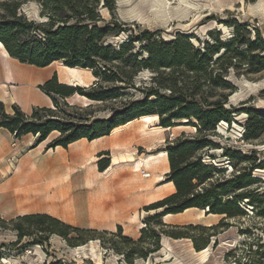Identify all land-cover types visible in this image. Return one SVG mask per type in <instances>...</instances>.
<instances>
[{
  "label": "rangeland",
  "instance_id": "374dc122",
  "mask_svg": "<svg viewBox=\"0 0 264 264\" xmlns=\"http://www.w3.org/2000/svg\"><path fill=\"white\" fill-rule=\"evenodd\" d=\"M12 1L22 3L18 12L26 19L46 22V18L39 17L40 6L35 0ZM112 5L109 10L102 1L98 3L97 13L101 20L98 24L112 26L110 23L115 21L125 31L107 37L105 45L118 50L128 42L130 35L136 37L148 31L152 36L149 42H133L128 52L114 62V66L120 67L118 77L121 78L124 71L133 70L136 74L130 80L133 86L124 89L128 82L113 84V87H120L118 92L122 96L111 105L120 108L129 101L143 99L151 89L169 95L168 86L173 85L171 79L176 78L173 94H179L180 89L187 99L202 101L204 105L220 102L226 109L237 111L230 115V123L220 122L208 136L218 147L203 154L204 162L225 169L223 175L215 177H230L237 169L252 163L262 167L264 128L255 141L246 142L243 135L250 119L255 117L246 111L264 113V70L256 65L250 68L247 59L230 57L234 56L235 49L246 50L245 45L239 43L264 41V0H113ZM237 26L241 29L236 33ZM177 35L186 36L181 43H190L201 55L207 48H215L220 43L218 53L212 54V61L208 63L197 58V72L185 71L182 66L179 70L150 69L140 64L149 57L148 50L142 48L144 45L166 57L171 50L159 44L173 41ZM233 40L236 43L226 49L224 43L230 44ZM154 43L158 46L152 47ZM180 47L183 48V44ZM191 54L192 51L186 50V55ZM249 54L264 56V51L261 52V45H257ZM130 55L136 58L129 59ZM84 70L89 71L90 77L81 87L92 86L96 80L89 69ZM219 73L229 87L206 81ZM121 79L126 81V78ZM245 82L252 85L246 87ZM71 97L57 98L58 109L52 118L69 114L88 118L87 113H90L92 119H102L112 114L106 109L108 103L88 102L87 105H92L88 112L69 110L64 103L80 108L87 106ZM195 122L194 119L174 120L173 127L167 129L158 125V119L155 123L143 124L137 118L119 126L121 138L113 145L117 157L112 159L116 162L110 161L109 153L96 154V145L91 141L84 145L76 141L66 148L47 150L46 146L58 133L50 134L36 147L28 144L33 143V136L16 139L12 135L10 149H16V154L0 161V220L6 222H0V264H264V168L251 171V176L259 182L249 188L251 194L257 193L261 203L250 206L245 199L240 203L245 215L225 218L213 231L207 228L217 225L223 217L209 216L206 211H187L174 218H164V223L163 218L147 220L159 212L147 211V208L160 201L157 199L161 196L173 194L170 185L161 186L163 177L165 183L161 154L164 145L176 137L195 136L196 128L191 125ZM223 147L255 157L252 158L255 160L229 161L222 156ZM31 148L35 149L32 153ZM103 159H108V167L100 170L98 164ZM22 162L26 163L24 167L20 166ZM148 166L155 167L158 174L151 176ZM142 172L149 174V178H144ZM151 181L154 184H150ZM34 214L49 215L90 233L82 234L79 240L82 243L76 246L57 235L49 236L46 241L36 234L19 239L9 222ZM193 239L197 247L208 239L206 250L195 249Z\"/></svg>",
  "mask_w": 264,
  "mask_h": 264
},
{
  "label": "trees",
  "instance_id": "16d2710c",
  "mask_svg": "<svg viewBox=\"0 0 264 264\" xmlns=\"http://www.w3.org/2000/svg\"><path fill=\"white\" fill-rule=\"evenodd\" d=\"M40 6L39 17L46 18V22L39 23L34 20H28L20 15L18 10L22 3L5 0L0 2V43L8 55L20 63L43 68L52 62L60 61L67 68L89 69L96 80L92 86L81 87L78 85L61 84L57 76L53 77L39 87L42 93L47 95L53 105L52 108H32L30 114L23 113L16 105L7 112L4 104L0 102V128L7 130L14 135L16 139L31 135L35 138L33 147L38 146L48 139L50 134L56 132L58 136L53 139L46 149L56 147L66 148L68 145L85 139L93 141L95 139L108 136L112 130L119 126L126 125L129 122L139 119V117L157 116L158 125L162 128L173 127L174 120H191L196 128L195 136H180L173 140H167L164 145V152L167 155L169 171L165 175V183L173 187V194L150 205L147 208L151 211H159L150 216L147 220L163 218L166 215H175L183 213L188 209H198L206 211V214L219 215L223 219L207 230L213 231L220 227L225 218H237L245 215L240 203L248 200L250 206L260 204L256 194H251L249 188L259 182L258 178L251 176L254 169H263L253 166L243 167L236 170L230 177H215L216 174H224L225 169H218L213 164L204 162L203 154L207 150L218 147L210 138V133L220 122H231V114L236 110L226 109L222 103L214 102L204 105L202 101L187 99L186 93L182 92L175 95L176 78L171 79L173 85L168 86L169 95H161L157 91L149 90L143 99L129 101L115 108L114 100L122 95L118 88L113 87L117 82H128V86H133L131 81L136 71H124L121 78L118 77L120 67L114 66V62L120 60L130 49L133 42H149L152 33L142 31L136 37H128V42L119 46L118 50L110 45H105L107 37L116 36L119 32L125 31L121 24L113 21L109 24L100 26L101 21L97 13V5L102 1L103 6L112 10L113 0H35ZM233 23V22H232ZM244 25H240L243 27ZM240 27H236L238 32ZM127 31V30H126ZM130 32V31H129ZM41 34V36H39ZM237 38V36H236ZM186 36L177 35L175 40L161 42L159 45L168 46L171 50L170 55L163 56L158 50L147 49L149 57L140 64L145 68H179L184 67L185 71L197 72L195 66L198 58L202 63L212 61V54L218 53L217 47L207 48V52L200 54L199 50L193 49L190 43H181L186 40ZM262 42V43H261ZM236 41L230 44L224 43L225 48L232 47ZM183 44V48L180 45ZM245 45L246 50L239 52L233 50V57L243 60L247 59L251 66L256 65L259 70H264V56L249 54L254 47L261 45V52L264 51V41L258 40L257 43H251L249 40L239 43ZM153 46H158L156 43ZM186 50L192 51L191 55H186ZM136 55H130L129 59H135ZM220 60V59H219ZM116 67V69H114ZM176 71H173L175 73ZM219 73L212 79L209 77L207 82H216L222 86L229 87L224 82ZM172 76V75H171ZM159 82L157 79H153ZM105 85V86H104ZM78 95L89 102L106 104V109L112 112L108 118L92 119V114L87 113L88 118L75 117L73 114L64 117H55L58 109L59 99H66ZM153 96L154 99L149 98ZM69 110H80L88 112L92 105L85 108L69 106L63 104ZM255 117L250 119L244 135V141L252 142L258 139L259 132L264 128V113L246 111ZM259 119V121L257 120ZM107 155V154H105ZM223 157L229 161L240 163L242 161H254L255 157L244 156L240 151H232L223 147ZM108 159H103L98 166L100 170L108 167ZM234 169L237 166L234 165ZM164 184V182L162 183ZM261 215V214H260ZM1 224L5 221L0 220ZM13 225V230L17 233L19 239L36 234L39 238L46 241L51 235H57L65 239L72 246L82 243L79 240L82 234L90 233L89 230H83L72 227L60 220L46 214L24 215L15 218L9 222ZM190 228L192 225H188ZM198 229L205 230V227ZM118 232L121 228L118 227ZM76 234L77 237H70ZM194 240V239H193ZM209 244L206 239L201 247H197L194 240L193 245L197 250L204 249ZM205 250V249H204ZM203 251V250H202ZM53 264H61L56 262Z\"/></svg>",
  "mask_w": 264,
  "mask_h": 264
},
{
  "label": "crops",
  "instance_id": "0c3cea01",
  "mask_svg": "<svg viewBox=\"0 0 264 264\" xmlns=\"http://www.w3.org/2000/svg\"><path fill=\"white\" fill-rule=\"evenodd\" d=\"M2 49V50H1ZM60 61L52 62L50 65L38 68L32 65L20 63L18 60L10 57L3 46H0V102L4 104L6 110H11L13 105H16L20 108V110L25 113L29 114L34 107L38 108H52V102L50 98L41 92L39 89L45 82L50 80L53 75L57 76L58 82L61 84H80L77 80L81 79L83 84L88 82L90 77V73L88 70L80 69V68H65L59 64ZM64 68V69H63ZM71 70H76V73H71ZM78 71V72H77ZM83 76V78H80ZM74 86V85H73ZM80 86V85H79ZM72 98V97H71ZM8 112V111H7ZM123 127V126H121ZM115 128L108 136H104L98 139L91 141L90 143L96 145V154L101 153H109L110 161L114 156L117 157V154H114L113 145L119 141L120 137V128ZM28 136V135H27ZM25 136V137H27ZM134 138V137H133ZM14 140L12 138V134L9 133L7 130L0 128V161L4 159V157H11L16 154V149L11 150L10 144ZM35 140V139H34ZM34 140L32 141L34 143ZM80 144L89 143L85 139L78 140ZM128 142V140H126ZM33 143H28L33 146ZM31 153L35 151L34 148H31ZM14 151V152H13ZM11 152H13L11 154ZM162 153V160H163V171L162 175L165 176L169 171L168 161L166 152ZM11 154V155H10ZM85 152H82L81 156H84ZM63 161V158L61 157ZM61 161V162H62ZM26 163L22 162L20 166L24 167ZM111 166H113L111 164ZM111 166L109 168H111ZM151 170V176L157 175L158 171H156L153 166H148ZM165 169V170H164ZM152 178V177H151ZM164 182L163 180L161 181ZM161 186H171L169 183H164ZM150 184H154V181H151ZM173 192V187H172ZM164 197L161 196V199ZM157 199V200H161ZM200 211L198 209H188L187 211ZM185 213V211L183 212ZM166 215L164 218H174L175 216L181 215ZM209 216L213 217H222L219 215H212Z\"/></svg>",
  "mask_w": 264,
  "mask_h": 264
},
{
  "label": "bare ground",
  "instance_id": "6f19581e",
  "mask_svg": "<svg viewBox=\"0 0 264 264\" xmlns=\"http://www.w3.org/2000/svg\"><path fill=\"white\" fill-rule=\"evenodd\" d=\"M264 7V6H263ZM262 11H263V9H262ZM0 46H2V44L0 43ZM2 50V49H1ZM59 64L60 65H62V63L61 62H59ZM63 66V65H62ZM63 67H65V66H63ZM65 68H67V67H65ZM64 69V68H63ZM78 72V71H77ZM71 73H73V74H75L76 73V70H74V71H72L71 70ZM77 82H78V80H77ZM78 83H80V84H73V85H80V86H82L83 85V83H82V81H79ZM245 85H246V87L247 86H250V85H252V84H250V83H248V82H245ZM254 85V84H253ZM256 86V85H255ZM253 87V86H252ZM73 97H75V98H77V99H80L82 102H83V106H85V105H87V104H90V103H88L89 101L88 100H86L85 98H83V97H80V96H78V95H74ZM71 99V98H70ZM76 99V100H77ZM75 101V100H74ZM92 103V102H91ZM73 104V103H72ZM157 116H147V117H141V118H139V121H141L143 124H149V123H155L156 121H157ZM184 122V121H183ZM222 124H224V123H222ZM168 129V128H167ZM166 129V130H167ZM58 148V147H57ZM162 154V153H161ZM112 162H116L115 161V159H112ZM161 180V177H158V181H160ZM186 212V211H185ZM202 212H205V211H200V213H202ZM235 239V238H234ZM221 240V239H220ZM232 240V239H231ZM226 243V242H225ZM223 245V244H222ZM226 245V244H225ZM229 245V244H228ZM206 250V249H205ZM205 250H203V251H205Z\"/></svg>",
  "mask_w": 264,
  "mask_h": 264
},
{
  "label": "built area",
  "instance_id": "2783aa9c",
  "mask_svg": "<svg viewBox=\"0 0 264 264\" xmlns=\"http://www.w3.org/2000/svg\"><path fill=\"white\" fill-rule=\"evenodd\" d=\"M142 176H143L144 178H149L150 175L147 174V173L145 174L144 172H142Z\"/></svg>",
  "mask_w": 264,
  "mask_h": 264
}]
</instances>
